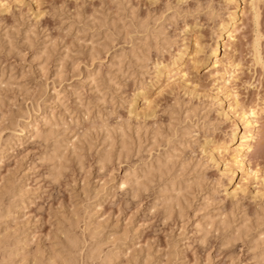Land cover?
Segmentation results:
<instances>
[{
    "label": "rangeland",
    "instance_id": "obj_1",
    "mask_svg": "<svg viewBox=\"0 0 264 264\" xmlns=\"http://www.w3.org/2000/svg\"><path fill=\"white\" fill-rule=\"evenodd\" d=\"M2 1L0 264H264V0Z\"/></svg>",
    "mask_w": 264,
    "mask_h": 264
},
{
    "label": "bare ground",
    "instance_id": "obj_2",
    "mask_svg": "<svg viewBox=\"0 0 264 264\" xmlns=\"http://www.w3.org/2000/svg\"><path fill=\"white\" fill-rule=\"evenodd\" d=\"M0 5L1 6H5L6 7V5H7V3H5L4 1H2V0H0ZM258 14V13H257ZM234 15L235 16H237L236 15V13H234ZM234 27V26H233ZM131 29H132V27H131ZM149 30V29H148ZM234 32H237V28H235L234 27V30H233V32L232 33H229L228 34V38L229 39H234ZM29 38V37H28ZM218 43V42H217ZM218 48H219V46H218V44L215 46V48H213V50H212V52H211V56H213V57H215L216 59H217V50H218ZM204 48H202V45H200V44H198V42H197V48L195 49V51H196V53H200V52H202V50H203ZM204 51V50H203ZM201 54V53H200ZM218 63H219V61L218 60H216V62L214 63V65L216 66V65H218ZM236 67V66H235ZM232 67H230V69H231ZM225 71V70H224ZM228 71V70H227ZM229 72V71H228ZM232 73H234V72H232ZM235 73H236V71H235ZM234 73V74H235ZM224 77L227 75V77L229 76V74L230 73H224L223 74V72L221 73ZM233 74V75H234ZM231 75V74H230ZM235 76V75H234ZM162 77H166V81H169V82H167V83H170V81H171V83H173L174 81H175V79H176V77H179V79L185 84V86L187 85V81H186V74L184 73V74H182L181 72L180 73H176L175 75H173L172 73H167L165 76H162ZM235 78V77H233L232 75L230 76V77H228V78ZM178 79V78H177ZM176 79V80H177ZM223 79H225V78H223ZM93 80V79H92ZM172 80H173V82H172ZM93 83H94V81H92ZM181 82V83H182ZM228 82H230V80H228ZM225 83V82H224ZM227 83V82H226ZM226 83H225V85H226ZM167 86V85H166ZM229 87V86H228ZM58 100V99H57ZM58 102V101H57ZM238 105V104H237ZM236 105V106H237ZM39 110V109H38ZM248 112V111H247ZM247 112H243L242 114H241V118H242V121H244V126H245V129L247 130V132H246V134L244 135V136H242L241 137V144L237 147V149H236V151H235V153H234V155L232 156V161H233V163L239 168V170L241 171V173H242V175H244V176H248L252 171L248 168L247 169V163H246V161H247V158L249 157V155H251L252 154V152H253V149H254V147H255V143H256V137H257V135H258V133H259V126H260V120H259V117H258V115H257V113L258 112H255V111H251V112H249V113H247ZM54 113V112H53ZM190 113V112H189ZM259 114V113H258ZM195 116V115H194ZM51 118L50 119H47V120H45L44 121V126H46V125H50V123L51 122H53V123H55V117L52 115V116H50ZM188 118V117H187ZM53 125V124H52ZM27 127V126H26ZM38 129V128H37ZM34 130V129H33ZM118 130H120V131H122L120 128L118 129ZM118 130H113V129H109L108 127H103V126H101V128L99 129V132L100 133H103V135H104V139L105 140H108V139H110L111 138V135H112V133H113V131H114V133L115 132H117ZM36 133V135L37 134H39L38 133V131H36L35 132ZM99 133V134H100ZM102 135V134H101ZM38 136V135H37ZM40 136H41V134H40ZM40 136H38V137H40ZM47 136H48V134H47ZM236 136V134L234 135V137ZM46 141V140H45ZM123 142V141H122ZM109 143H111V142H109ZM112 144V143H111ZM123 145V144H122ZM7 146V145H6ZM57 146V145H56ZM58 148V147H57ZM121 148H122V146H121ZM124 148V147H123ZM104 149V148H103ZM57 150V149H56ZM108 151V150H107ZM1 152V151H0ZM105 152H106V150H105ZM166 153V152H165ZM221 154H224V153H222L221 152ZM228 154V153H227ZM108 154L107 153H103V154H100V156H99V158H98V161H97V163L100 165L99 167L101 168V169H104V163L106 162V161H108L107 160V158H108V156H107ZM52 156V155H51ZM119 156V155H118ZM168 157H169V155H168ZM211 159L212 160H214V155L213 154H211ZM167 158V157H166ZM169 158H171V157H169ZM52 159H55L54 157L52 158ZM221 159V158H220ZM171 160V159H170ZM169 161V160H168ZM167 162V161H166ZM165 162V163H166ZM156 163V169H158V170H160V168H161V166H162V162L160 161V160H157V162H155ZM164 163V162H163ZM216 163H217V161H216ZM155 169V170H156ZM182 169V168H181ZM154 170V166H150V167H148V171H153ZM164 170H165V168H164ZM253 170V169H252ZM181 171V170H180ZM251 171V172H250ZM146 174V173H145ZM144 174V175H145ZM150 174V173H149ZM255 175V174H254ZM147 176V175H146ZM243 176V177H244ZM145 177V176H144ZM144 177H142V178H144ZM245 180V179H244ZM136 183V184H135ZM135 185H136V192H138L139 191V189H141V183L138 181V180H136L135 181ZM126 186V182H122V184H121V187L120 188H123V187H125ZM147 189V188H146ZM241 189H242V187H241ZM240 189V190H241ZM243 190V189H242ZM141 191H142V189H141ZM228 192V191H227ZM232 193V192H231ZM232 195V194H231ZM235 196V195H234ZM136 198V197H135ZM8 199V198H7ZM171 199V198H170ZM12 200V199H11ZM1 203V202H0ZM172 207V206H171ZM9 208V207H8ZM7 211H9V210H7ZM2 213V212H1ZM5 214V213H4ZM9 216H11L9 213H7ZM6 215V214H5ZM2 217V216H1ZM7 218V217H6ZM217 220V219H216ZM8 222V221H7ZM222 222H223V219H222ZM224 222H225V220H224ZM222 224V223H221ZM223 225V224H222ZM198 227H199V225H198ZM197 228V227H196ZM96 229L97 228H93L92 230H89L88 232H90V237H92V238H94L95 236H96ZM8 230H9V228H8ZM73 232V231H72ZM68 233V232H67ZM67 235V234H66ZM98 236V235H97ZM100 236V235H99ZM1 239V238H0ZM95 239H96V237H95ZM3 239H1L0 240V244L2 243L1 241H2ZM66 247H65V249L67 248V250L65 251L66 252V254L64 255V256H60L59 255V253H58V255L60 256L59 257V260H57V259H55L54 258V256L53 257H51V258H49V260H48V262L47 263H45V264H78V262H77V260L79 259V258H77V256L79 255H81V253H82V248L80 249V242L81 241H79L78 240V238L77 237H74V236H68V237H66ZM89 240V239H88ZM18 241V240H17ZM4 242H5V239H4ZM3 242V244L4 245H2L3 247L4 246H7V244L6 243H4ZM6 242H7V240H6ZM88 242V241H87ZM9 243V242H8ZM86 243V242H85ZM102 243V242H101ZM98 244V243H97ZM97 244L95 243V245H94V247L93 248H90L87 252H88V254H86V256L88 257V260L89 259H91L92 260V258L96 255V254H98L99 253V249H100V246L98 245L97 246ZM13 245V244H12ZM2 246H0V248L2 247ZM9 246V245H8ZM82 246V245H81ZM83 247V246H82ZM91 247V246H90ZM99 247V248H98ZM8 248V247H7ZM3 249H5V251H4V253L6 252V248L4 247ZM14 249V248H13ZM60 250V249H59ZM80 250H81V253L79 254V252H80ZM10 251H11V248H10ZM18 251V250H17ZM9 253V252H8ZM63 254V253H62ZM99 254H101V251H100V253ZM111 254V253H110ZM5 255V254H4ZM57 255V256H58ZM8 256H10V253L8 254ZM7 256V257H8ZM42 256V255H41ZM100 256V255H99ZM99 256H96V258L97 257H99ZM104 256V255H103ZM12 257V256H11ZM14 257V256H13ZM21 257V256H20ZM37 257V256H36ZM39 257V256H38ZM25 258V257H24ZM23 258V259H24ZM58 258V257H57ZM100 258V257H99ZM108 258V257H107ZM114 258V257H113ZM48 259V258H47ZM104 260L106 259V258H103ZM110 259H111V257H110ZM109 259V260H110ZM259 259V258H258ZM6 260V259H5ZM87 260V261H88ZM93 260H95V259H93ZM92 260V261H93ZM257 260V259H256ZM42 261V260H41ZM79 261V260H78ZM8 262H9V260H8ZM16 262H18V261H16ZM42 262H44V261H42ZM42 262H40L39 260H38V258H34L33 259V262H32V264H44V263H42ZM46 262V261H45ZM263 262V261H262ZM10 263V262H9ZM98 263V262H97ZM11 264V263H10ZM12 264H15V263H12ZM23 264H24V262H23ZM102 264H112V260L111 261H107V260H105Z\"/></svg>",
    "mask_w": 264,
    "mask_h": 264
}]
</instances>
